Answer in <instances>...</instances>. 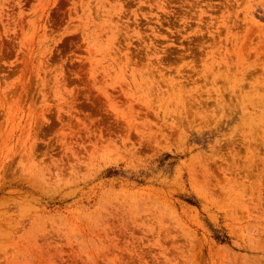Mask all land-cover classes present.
<instances>
[{
	"label": "rangeland",
	"instance_id": "rangeland-1",
	"mask_svg": "<svg viewBox=\"0 0 264 264\" xmlns=\"http://www.w3.org/2000/svg\"><path fill=\"white\" fill-rule=\"evenodd\" d=\"M0 264H264V0H0Z\"/></svg>",
	"mask_w": 264,
	"mask_h": 264
}]
</instances>
